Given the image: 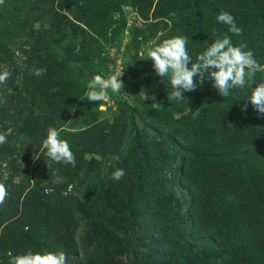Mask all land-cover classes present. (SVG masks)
<instances>
[{"label": "rangeland", "instance_id": "rangeland-1", "mask_svg": "<svg viewBox=\"0 0 264 264\" xmlns=\"http://www.w3.org/2000/svg\"><path fill=\"white\" fill-rule=\"evenodd\" d=\"M139 2L145 3L146 18L135 5ZM157 7L167 5L160 0H89L85 5L77 1L72 10H65L70 17L79 19L76 22L82 27L86 25L83 28L94 38L84 42V56L75 55L77 48L64 55L65 77L70 82L65 90L69 104L59 111L61 126L57 130L75 154L76 166L47 160L43 169L47 175H41L40 184L44 188L40 196L43 207L29 226L40 238L35 244L17 243L12 248L4 243L0 264H9L10 249L14 248L16 254L42 252L40 246L45 244L55 253L63 252L68 264H204L213 249L219 248L220 241L215 239L221 238L219 229L225 240L228 227L222 228L219 221L223 223L227 215L229 219L233 215L251 216L248 214L256 204L264 208L263 200L255 195L264 184L255 190L249 186L251 172L264 170L261 139L251 143L245 130L243 135L237 130L242 135L238 136L234 131L240 128L235 126L237 117L221 119L213 104H206L205 84L212 86L211 80L185 92V99L173 100L168 78L158 76L147 58L150 47L181 35L188 37L187 50L195 61L214 42V31L208 32L207 26L199 23L192 25L186 14L158 16ZM12 48L21 64L23 52L17 45ZM130 54L138 57L133 74L125 71ZM121 71L124 92L109 90L99 102L84 98L87 84L95 75L107 78ZM124 102L137 109L149 157L143 185L136 188L132 212L127 207L126 194L135 189L140 152L133 145L134 132L122 106ZM250 119L249 127L262 123L261 118ZM221 129L228 132L229 138L240 137L229 140L236 154L226 162L215 159L213 153ZM174 132H179L175 133L177 142L169 143L167 136ZM194 151H208L210 156H192ZM255 155L262 158L253 160ZM12 156L9 163L0 165L4 177L14 170L11 163H22L18 153ZM109 160L114 168L106 169ZM60 165L64 166V175ZM115 168L126 172L119 181L110 178ZM21 204L19 211L32 214V202L24 199L22 209ZM4 216H0L2 244L11 232L9 218ZM210 239L213 248L204 245ZM228 239L238 257L246 242L237 231Z\"/></svg>", "mask_w": 264, "mask_h": 264}, {"label": "trees", "instance_id": "trees-1", "mask_svg": "<svg viewBox=\"0 0 264 264\" xmlns=\"http://www.w3.org/2000/svg\"><path fill=\"white\" fill-rule=\"evenodd\" d=\"M85 5L89 0H4L0 5V72L7 69L11 75L6 83L0 84V133L5 134L7 142L0 145V165L8 158L13 160V154L20 155L18 165L11 163L14 169L10 175L4 177L0 173V183L6 186L8 195L3 205H0V216H8L9 230L5 242H0V253L4 243L13 247L17 243H37L40 235L37 231L29 229L30 224L37 220V210L42 209L43 202L40 196L43 194V183L41 175H47L43 172L49 158L46 156V150L43 148V140L47 136V129L61 126V114L59 111L65 110L69 104L67 100L66 87L70 82L66 79V70L64 56L67 51L75 52L76 56H84V42L88 39H94L87 34L86 25L83 28L76 22V17H70L65 10L77 4ZM166 3L167 7H157L155 12L158 16H168L172 12H178L188 15L192 25L207 26L208 32L214 31V34H227L234 46L241 42L247 44L246 50L254 53V58L259 64L264 66V0H160ZM160 3V2H159ZM140 12L146 18L143 7L145 3H135ZM173 6V7H171ZM226 11L235 17V22L242 29V35H235L228 31V26L219 23L216 16ZM36 23H40L38 27ZM215 39V38H214ZM138 38H134L136 42ZM19 47L23 52L24 61L17 63L15 51L12 46ZM88 57L87 55H85ZM65 57V58H64ZM85 57V59H87ZM65 59V60H64ZM82 62H88L86 60ZM137 54L129 55L125 61V71L133 74L137 65ZM46 69L42 76H36L33 68ZM264 82V71H258L255 78L250 83L255 84ZM210 85V86H209ZM11 89V91H9ZM251 89L233 88L228 97H223L211 86L205 84L204 96L206 104L212 103L214 108L219 111L221 119L229 118L235 115L237 118L234 131L238 136L248 133L247 138L250 142L257 143L259 139L262 142V152H264V115H260L254 110L248 101ZM247 105V110L242 111L241 106ZM123 108L128 114V122L131 130L134 132L132 137L133 145L140 152V168L137 170L135 178V189L126 194V204L132 212L134 208V196L136 188L142 187L146 171L147 161L149 159L146 146L143 143L141 130L137 121L136 107L124 102ZM261 118L260 125L249 127L250 118ZM251 120V119H250ZM248 121V122H247ZM237 130L242 134L239 135ZM174 132L167 136L169 143H176ZM228 132L219 130L216 135L217 145L213 152L215 159L220 162L230 160L236 154L235 147L229 143L240 137H227ZM167 139H165L167 141ZM236 144V142L234 143ZM209 150L208 146L202 147ZM252 148L257 149L252 146ZM195 152V151H194ZM193 152L192 156L206 158L208 151ZM216 152V153H215ZM8 156V157H7ZM259 155L253 156V160ZM259 158H262L259 156ZM12 162V161H11ZM64 168V166L62 167ZM60 165V171L64 175ZM237 172V170H234ZM12 175H16L14 178ZM249 186L251 189H259L264 184V170L258 173L251 172ZM256 175V176H253ZM33 176V178H32ZM61 186V183L58 185ZM65 183L63 184V187ZM62 187V188H63ZM61 190H65L62 189ZM65 188V187H64ZM258 198L264 202V187L256 192ZM29 200L33 204L32 214L23 210V200ZM53 203V200H51ZM228 213V212H227ZM251 216L224 217L225 221L219 225L227 228L224 234L225 240H219L218 249H213V254L209 256L204 264H264V208L256 204L251 208ZM4 216V217H5ZM27 217V221L23 220ZM262 217V218H261ZM23 222V223H22ZM217 224V225H218ZM12 225V226H11ZM26 226H28L26 228ZM13 227V228H11ZM237 231L239 237H243L245 245L238 257H235V250L230 246L228 238ZM214 239V238H213ZM240 241V243L242 242ZM212 239L204 241V245L215 247ZM40 251H52L50 245L40 246ZM244 247V249H243ZM13 255L20 252L10 249ZM234 261V262H233Z\"/></svg>", "mask_w": 264, "mask_h": 264}, {"label": "clouds", "instance_id": "clouds-1", "mask_svg": "<svg viewBox=\"0 0 264 264\" xmlns=\"http://www.w3.org/2000/svg\"><path fill=\"white\" fill-rule=\"evenodd\" d=\"M3 3L4 0H0V5ZM216 20L227 25L228 31L232 34L242 35V29L237 26L235 17L229 12L221 11L216 16ZM214 35V42L200 53L195 61L187 50L188 37L181 35L164 39L150 47L147 58L153 62V68L158 76L168 78L171 85L169 94L173 100L185 99V92H192L196 90L198 84L203 86L206 80H211L212 86L223 97H228L233 88L249 87L251 92L247 96L248 101L258 114L264 115V82L255 84V87L250 83L258 71H264V66L258 63L251 50H246V43L241 42L238 46H234L227 34ZM33 73L36 76H42L46 73V69L34 67ZM122 73L123 71L119 75L109 74L107 78L95 75L87 84L84 98L90 102H99L108 96L109 90L112 93H120L124 89ZM10 75L7 69L0 72V84L6 83ZM148 98L144 96V99ZM152 99L155 98L152 97ZM241 110L246 112L247 105H242ZM46 131L47 136L43 140L46 156L56 163L70 164L75 167V154L70 149L67 140L60 138V133L55 127H49ZM6 142V135L0 133V145ZM112 160L118 161L119 157H113ZM112 160L107 162L106 169L114 168ZM125 175L124 169L115 168L110 178L119 181ZM7 195L6 186L0 183V205L4 204ZM8 256L9 264H68L63 252L27 250L18 255L9 252Z\"/></svg>", "mask_w": 264, "mask_h": 264}]
</instances>
